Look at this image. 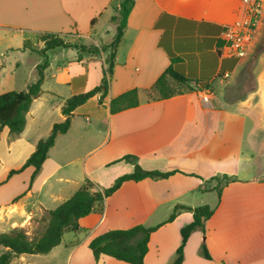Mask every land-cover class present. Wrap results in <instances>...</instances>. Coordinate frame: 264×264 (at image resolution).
<instances>
[{
    "label": "crops",
    "instance_id": "1",
    "mask_svg": "<svg viewBox=\"0 0 264 264\" xmlns=\"http://www.w3.org/2000/svg\"><path fill=\"white\" fill-rule=\"evenodd\" d=\"M123 1L0 0V77L18 69L17 54L24 58L39 54L45 45L40 38L43 33H57L72 44L100 47L111 43L117 28L111 19L118 15ZM244 16L242 0H134L116 51L109 93L103 100L101 94L96 95L74 111L70 129L56 138L34 184L9 200H0V206L15 208L27 224L39 212L63 204L87 179L102 189L133 172L134 164L119 161L126 155L136 156L146 170L175 174L160 180L125 182L102 207L97 206L80 219V233H65L62 243L48 254L16 256L19 264H51L58 258V263L64 264H127L108 257L97 262L88 245L107 231L138 225H161L150 237L144 264H167L180 245L181 228L193 220L192 212L179 209L175 220L167 223L177 206H209L214 210L206 223V233L196 231L187 241L182 264H264V169L255 165L253 156L245 157L238 145V150L233 149L224 138L233 125L242 133L248 121L253 136L261 135L264 75L258 77L253 91L233 103L220 97L224 84L229 82L224 79L214 84L219 94L204 89L164 100L147 97L171 65V58L180 59L179 52L190 51L193 46L197 51L204 37L216 40L211 52L216 51L220 60L231 58L221 33L225 26ZM188 35L187 43L175 46ZM27 41L29 46L25 47ZM59 54L63 59L52 77L66 75L72 95L101 83L107 55L77 61V51L72 48L47 52L45 80ZM210 56L205 54L204 63ZM204 63H192V72L197 80L210 85L215 73L204 69ZM38 64L40 60H35L34 69ZM183 64L178 62L176 66ZM223 75L229 77L230 73ZM134 88L139 93V106L111 114V99ZM42 94L43 89L27 114L24 132L17 136L29 153L41 140H33L30 132L39 118L40 107L35 106ZM203 94L209 95L208 102L202 100ZM91 100H97L96 110L86 109ZM64 120L61 112L60 122ZM50 125L52 129L53 123ZM78 166L80 173H76ZM34 171L33 167L26 170L32 176ZM203 243L211 260L199 254Z\"/></svg>",
    "mask_w": 264,
    "mask_h": 264
},
{
    "label": "trees",
    "instance_id": "2",
    "mask_svg": "<svg viewBox=\"0 0 264 264\" xmlns=\"http://www.w3.org/2000/svg\"><path fill=\"white\" fill-rule=\"evenodd\" d=\"M133 6L134 0H124L118 10V15L112 17L111 21L117 24L116 34L112 42L107 45L98 47L95 45L86 46L77 43H67L57 33H43L40 35L45 45L38 53L44 58V61L36 67L37 80L29 84L26 91H9L0 94V133L4 128H7L9 133L15 136H19L24 132L27 124V114L31 109L33 101L42 92L45 70L49 66L47 52L55 49L72 48L77 51V61H81L84 57L90 56L99 58L101 53H105L107 55L105 60L107 66L103 69V77L99 85L86 92H76L65 100L61 108L65 120L60 123H55L49 136L46 139L38 141L35 151L27 159L24 167L20 170L11 171L10 175L20 173L28 167H33L35 171L32 179H34L48 158L49 150L55 145L56 138L61 134H66L70 129L71 118L75 115L74 111L98 94H101V100L107 96L116 60V51L122 40ZM92 23L94 24V21ZM26 44L28 43H25V47L27 46ZM179 61L180 59L172 57L171 65L156 81L153 89L158 92L159 96L155 100L169 99L183 94L177 93L171 88L168 78L182 85L189 84V92L199 89L190 85L192 79H189L184 73L178 70L176 65ZM74 83L75 86L76 81ZM139 104V93L134 88L112 98L109 109L111 114H116L136 108ZM119 161L134 164L133 172L121 175L110 187L102 189L87 179L71 198L56 209L46 211L47 217L42 218L45 227L40 236L30 237L22 228H14L9 233H0V246L7 249V251L0 255V264H10L13 257L22 254L44 255L50 253L62 243L65 233H80V219L90 215L97 206L102 207L104 201L119 190L125 182H140L145 179L160 180L175 174V171L163 173L157 170H146L139 164L138 158L133 155H126ZM216 190H218L219 196H221V189L217 187ZM178 209H186L192 212L193 220L180 230L181 244L176 251V257L172 264L183 263L184 248L190 236L196 231H201L205 234L206 223L214 214V210L209 206L196 208L177 206L176 210ZM175 218L176 213H173L166 222H172ZM160 226L147 228L143 225H138L125 230H110L94 237L88 246L97 262L102 257H108L127 264H144V259L149 249L150 237ZM199 254L205 259H212L204 243L200 247Z\"/></svg>",
    "mask_w": 264,
    "mask_h": 264
},
{
    "label": "rangeland",
    "instance_id": "3",
    "mask_svg": "<svg viewBox=\"0 0 264 264\" xmlns=\"http://www.w3.org/2000/svg\"><path fill=\"white\" fill-rule=\"evenodd\" d=\"M20 38L18 37L17 40H19ZM203 39L204 43H201L200 48H198L197 51L195 50V46H193V49L190 51L179 52V57H181V60L179 62L186 64L177 67L178 70L184 73L189 79H192L190 85L199 88V91L202 90L197 84L193 83L194 81L200 80H197L198 77L194 76L195 74H193L192 72V63H200V65H202V63H204L203 57L205 56V54H211L210 60L204 63V69L206 68L210 72L215 73V76L213 77L215 79L213 83L210 84L209 88H206L207 90L209 89L210 92L215 91L217 92L216 94H219L220 90H218L214 86V84H218L219 80L221 79L229 81L228 83L226 82L224 84L225 86L221 90L223 94L220 95L221 99L228 103L236 102L239 98L245 96L248 92L253 91L256 84L249 74L250 70L253 68V63L251 64V61L249 59L250 55L241 59L222 58L220 60L217 56L218 53L216 51L214 53L211 52L214 48L213 44L217 45L215 43L216 40L211 37H204ZM29 40H32V42L35 43L37 39L35 37H30ZM188 40H190L189 35L186 38L182 37L181 40L176 42L175 46L179 44L184 45ZM165 46L168 48L167 45ZM67 53L71 52L69 51ZM32 54L33 55H27V58H24L21 54L16 55V59L19 60L20 65L15 72H10L9 75L6 74L0 77V93L9 91H26L28 85L34 83L37 80V68L34 69V63L35 60H40V62L43 63L44 59L39 54ZM69 55L70 54H67V57ZM12 59H14V57H12ZM62 59L63 56L61 54H59V56L55 58L53 69L48 72L47 78L42 87V98L38 103H36L35 108L37 107V105H39L40 114L38 120L33 123V127L31 128L32 130L30 132V137L33 140H37L38 138L46 139L49 136V133L51 131L50 124L53 123L54 125L55 123H60V104L63 103L64 100L70 98L72 95L69 86L66 85V75L59 73L58 76L52 77V74L56 72V67L59 66V64L62 62ZM225 72H229L230 76L225 77L223 75ZM235 73L236 75L233 76ZM232 80L234 81V83L230 84ZM168 81L171 88L174 89V91H176L177 93L185 94L189 92V84L182 85L175 82L171 78H168ZM158 96V92L154 89H151L147 92L148 99L153 100ZM97 104V100H91V102L87 104L86 109L96 110ZM49 109L50 113L48 114L47 111ZM90 120L93 122L91 118ZM232 127V130H227V132H225V140H229V143L232 145L233 149L238 150L237 146H235L238 145L241 151L244 153L245 157H247L248 155L253 156L255 165L260 170L264 169V130H262L260 136L258 133L253 136V132L251 131L252 123L250 121L246 122L245 129L242 131V133L240 132V130L235 129L237 125H233ZM10 146L12 147L11 149ZM31 155L32 153H29L28 148L26 149L23 146L21 140L17 136L10 134L7 129H4L0 133V200H9L15 195H18L21 190H24V187L34 184L36 179H32V175L29 174V172H26L27 168L20 173L10 175L11 171L22 169L25 165V162ZM230 163H232V161ZM80 167H77L78 171H76V173H80ZM176 212L177 210H175L174 213ZM19 217L20 216L15 208L11 209L10 206H0V233H9L14 228H22L28 233V235H30V237L40 236L45 227L42 218L47 217L46 211H41L37 215L33 216L30 222L27 224ZM204 237L206 236L204 235ZM177 249L178 247L176 248L173 255H171V257L169 258L167 264H172L176 257ZM5 251H7V249L0 246V255H2ZM15 258L16 257H13L11 259L10 264H19V262H17ZM60 261V258H58L56 263L51 264H64L58 263Z\"/></svg>",
    "mask_w": 264,
    "mask_h": 264
},
{
    "label": "built area",
    "instance_id": "4",
    "mask_svg": "<svg viewBox=\"0 0 264 264\" xmlns=\"http://www.w3.org/2000/svg\"><path fill=\"white\" fill-rule=\"evenodd\" d=\"M242 5L245 13L244 18L225 26L221 33V39L224 48L228 50V56L238 59L245 58L250 54L262 20L264 0H242ZM202 100L208 102L209 95L203 94Z\"/></svg>",
    "mask_w": 264,
    "mask_h": 264
},
{
    "label": "water",
    "instance_id": "5",
    "mask_svg": "<svg viewBox=\"0 0 264 264\" xmlns=\"http://www.w3.org/2000/svg\"><path fill=\"white\" fill-rule=\"evenodd\" d=\"M249 55L250 63H253V68L250 70L249 74L256 84L258 77L264 75V10L262 22ZM193 83L197 84L202 90L206 89L208 86L207 81H194Z\"/></svg>",
    "mask_w": 264,
    "mask_h": 264
}]
</instances>
